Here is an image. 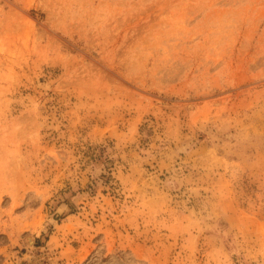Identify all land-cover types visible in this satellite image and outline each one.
Returning a JSON list of instances; mask_svg holds the SVG:
<instances>
[{"label": "rangeland", "instance_id": "rangeland-1", "mask_svg": "<svg viewBox=\"0 0 264 264\" xmlns=\"http://www.w3.org/2000/svg\"><path fill=\"white\" fill-rule=\"evenodd\" d=\"M0 264H264V0H0Z\"/></svg>", "mask_w": 264, "mask_h": 264}]
</instances>
